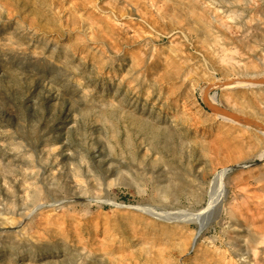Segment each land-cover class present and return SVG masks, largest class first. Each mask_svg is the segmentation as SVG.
I'll return each instance as SVG.
<instances>
[{
    "label": "rangeland",
    "instance_id": "obj_1",
    "mask_svg": "<svg viewBox=\"0 0 264 264\" xmlns=\"http://www.w3.org/2000/svg\"><path fill=\"white\" fill-rule=\"evenodd\" d=\"M0 264H264V0H0Z\"/></svg>",
    "mask_w": 264,
    "mask_h": 264
}]
</instances>
